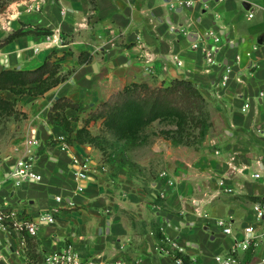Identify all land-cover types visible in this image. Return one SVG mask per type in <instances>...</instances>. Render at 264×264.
Wrapping results in <instances>:
<instances>
[{
	"label": "crops",
	"instance_id": "0c3cea01",
	"mask_svg": "<svg viewBox=\"0 0 264 264\" xmlns=\"http://www.w3.org/2000/svg\"><path fill=\"white\" fill-rule=\"evenodd\" d=\"M185 1L0 4V72L32 70L50 58L63 77L45 93L1 91L20 115L2 124L0 205L34 219L56 205L60 212L28 237L26 250L18 251L19 231H1L0 264H41L39 256L68 244L91 264H180L177 253L182 264H219L215 255L244 237L255 206L264 204V0ZM207 46H217L210 70L201 48ZM226 66L232 72L223 84ZM175 78L195 82L207 100L212 126L198 146L157 135L139 148L138 173L107 148L77 140L83 127L101 133L104 119L91 115L114 93L133 82L166 86ZM61 98L77 104L60 109L71 130L49 117ZM75 155L89 158L87 178ZM27 156L42 179L17 185L11 169ZM222 218L231 220V234ZM239 256L259 262L264 245Z\"/></svg>",
	"mask_w": 264,
	"mask_h": 264
},
{
	"label": "trees",
	"instance_id": "16d2710c",
	"mask_svg": "<svg viewBox=\"0 0 264 264\" xmlns=\"http://www.w3.org/2000/svg\"><path fill=\"white\" fill-rule=\"evenodd\" d=\"M33 31L40 32L41 30ZM42 32L51 33L48 30H42ZM21 33L24 31H16L9 39ZM62 80L63 77L59 74V63L50 58L32 70L5 69L1 71L0 118H7L13 114L20 115L15 102L4 97L1 93L2 90L10 89L17 93L40 94L45 93ZM67 106L75 107L77 104L68 98H61L53 105L49 117L51 120L57 119L71 130L69 121L60 112V109ZM162 116L176 122V130H166L161 134L165 138L172 139L176 144L198 146L212 126L205 96L197 84L187 78H175L166 86H152L147 82H133L123 90L111 95L91 115L92 118H103L105 128L126 141L137 133H139L140 138L146 126ZM171 131L174 134H171ZM100 139V135H93L86 127L78 131L77 140L79 142L86 141L102 146ZM147 141L150 140L146 139L143 142ZM29 236L26 235L27 243ZM177 256L181 257L179 253ZM42 259L39 256L38 260L44 261Z\"/></svg>",
	"mask_w": 264,
	"mask_h": 264
},
{
	"label": "built area",
	"instance_id": "2783aa9c",
	"mask_svg": "<svg viewBox=\"0 0 264 264\" xmlns=\"http://www.w3.org/2000/svg\"><path fill=\"white\" fill-rule=\"evenodd\" d=\"M187 5L193 3L192 0H186L184 2ZM40 9V6L37 7ZM253 15V14H250ZM210 35H215L216 41L220 39L214 31L209 32ZM195 48H199L198 43H194ZM204 53V61L207 65V70L216 63V53L217 46L212 47H201ZM175 61L182 65L184 61L178 57ZM232 68L226 66L222 74V83L227 84L230 80ZM264 91H261L259 96L262 97ZM32 143V140H30ZM73 164L78 165V173L80 176L87 178L88 170L90 169L89 158H80L78 156H73ZM258 175V174H256ZM11 176L13 177L15 183L18 185L24 180H41L42 176L34 168L33 157H22L14 164L11 169ZM79 189H83V186H79ZM56 200L61 202L64 198L62 195L55 196ZM60 212V205L53 206L48 210L41 211L37 218H31L27 216L23 210L19 207L11 206L9 204L0 205V232L7 231L12 233L13 230L19 231L21 233V243L22 247L18 250H26L28 247L26 235L35 236L38 229L42 224H53L56 221V217ZM253 221L244 227V237L241 239L235 238V241L225 253H219L215 255V259L219 264H264V257L261 258L259 262H252L241 258L239 256L240 250L255 249L259 245H264V204L257 203L253 212ZM218 223L223 227V231L227 234L232 233V222L229 219H219ZM177 262L182 264L183 258L177 257ZM43 264H91L89 260L82 258L79 252L75 249L72 244L64 250H59L47 254L44 258ZM106 264H124L123 261L109 262Z\"/></svg>",
	"mask_w": 264,
	"mask_h": 264
},
{
	"label": "rangeland",
	"instance_id": "374dc122",
	"mask_svg": "<svg viewBox=\"0 0 264 264\" xmlns=\"http://www.w3.org/2000/svg\"><path fill=\"white\" fill-rule=\"evenodd\" d=\"M16 1L20 2L21 0ZM3 2H6V0H0V4ZM5 121L6 118H0V137L3 130L2 124H4ZM176 129L177 125L175 121H172L166 116H162L161 118H158L148 124L144 131L141 133L140 138L139 133H137L136 135L129 137L128 141H126L125 139H121L117 137L116 134H114L112 131L105 128L104 123L99 135L101 138L100 142L102 147L107 148L106 151L109 152L111 158L122 159L126 161L129 160L130 163H134L133 168L135 166L138 168L139 173V165L137 166V164H139V151L142 148L143 141L146 139L152 140L155 136L161 135L163 131ZM171 134H174V132L171 131Z\"/></svg>",
	"mask_w": 264,
	"mask_h": 264
}]
</instances>
